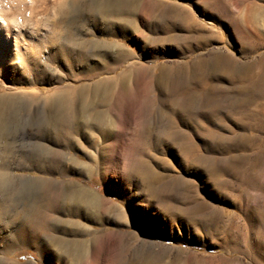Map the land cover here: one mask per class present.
<instances>
[{
  "label": "rangeland",
  "instance_id": "1",
  "mask_svg": "<svg viewBox=\"0 0 264 264\" xmlns=\"http://www.w3.org/2000/svg\"><path fill=\"white\" fill-rule=\"evenodd\" d=\"M0 172V264H264V0H0Z\"/></svg>",
  "mask_w": 264,
  "mask_h": 264
},
{
  "label": "bare ground",
  "instance_id": "2",
  "mask_svg": "<svg viewBox=\"0 0 264 264\" xmlns=\"http://www.w3.org/2000/svg\"><path fill=\"white\" fill-rule=\"evenodd\" d=\"M167 5V4H166ZM159 7V6H158ZM161 8H162V6H161ZM163 9V8H162ZM164 9H166V11H167V13L170 11L171 12V7H165ZM163 9V10H164ZM161 10V9H160ZM183 10H185V9H183ZM184 12V14L186 13V11H183ZM161 13V12H160ZM166 13V12H165ZM166 13V14H167ZM163 14H164V12H163ZM160 15V14H159ZM182 15V14H181ZM180 15V16H181ZM179 16V17H180ZM174 17V16H173ZM176 17V16H175ZM178 17V16H177ZM176 17V18H177ZM178 17V18H179ZM177 18V19H178ZM187 17L185 16V19H186ZM172 38L171 37H163V38H161V40H162V42L164 43L165 41H166V43H167V41L168 40H171ZM159 40H160V38H159ZM172 40H174V39H172ZM174 42H176V41H174ZM162 44V43H161ZM214 60H215V63H216V61L218 62V63H220V64H224V65H226L225 67H227V62H226V59L224 58V59H221L220 57H215L214 58ZM213 60V61H214ZM206 61H207V59H206ZM203 62L204 61H200L199 62V65L201 64H203ZM212 63V62H211ZM210 65V64H209ZM215 65V64H214ZM185 66V65H184ZM184 66H182V67H179L177 70H181V69H185V67ZM210 66H212V65H210ZM222 66V65H221ZM231 66V65H230ZM213 67V66H212ZM164 68V67H163ZM162 68V69H163ZM177 68V67H176ZM139 70V69H138ZM142 70V69H141ZM140 73H141V71H139ZM170 72V71H169ZM169 72H164V73H161V76H159V77H157V80L159 81H167L168 79H169V75H171V72L169 73ZM139 73V74H140ZM183 73V72H182ZM175 74V73H174ZM179 74H180V72H179ZM179 74L177 75V72H176V75L177 76H179ZM139 76V75H138ZM142 77V76H141ZM174 77H176L175 75H174ZM155 78V77H154ZM174 79V78H173ZM186 79V78H185ZM189 79V78H188ZM159 81V82H160ZM183 81H184V79H183ZM189 81V80H188ZM187 82V81H186ZM185 82V83H186ZM157 84H158V82H157ZM156 84V85H157ZM173 84V83H172ZM177 85V84H176ZM175 85V86H176ZM184 85V84H183ZM182 85V86H183ZM187 85V84H186ZM152 86H154V85H152ZM158 86V85H157ZM164 86H165V84H164ZM185 86V85H184ZM188 86V85H187ZM162 87V86H161ZM179 88V87H178ZM181 88V87H180ZM162 89V88H161ZM170 89V88H169ZM167 90V89H166ZM162 91V90H161ZM165 93V92H164ZM163 93V94H164ZM197 93H198V91H197ZM200 93V92H199ZM168 94V93H167ZM191 96L190 97H192L193 98V94H190ZM185 97V96H184ZM196 97V96H195ZM206 97V96H205ZM227 97V96H226ZM225 97V98H226ZM155 98V97H154ZM186 98V97H185ZM189 98V97H188ZM165 99V98H164ZM191 99V98H190ZM189 99V100H190ZM232 99V98H231ZM234 99V98H233ZM148 100V99H147ZM168 100V99H167ZM193 100H194V98H193ZM228 100V99H227ZM229 100H230V98H229ZM235 100V99H234ZM177 101V100H176ZM184 101V100H183ZM197 101V100H196ZM202 101V100H201ZM205 101V100H204ZM213 101H215V100H213ZM140 102V101H139ZM185 102V101H184ZM198 102V101H197ZM203 102V101H202ZM211 103H212V101H210ZM142 103V102H141ZM163 103V102H162ZM194 103V102H193ZM204 103V102H203ZM231 103V102H230ZM232 103H233V101H232ZM154 104V101L152 100L151 102H147L146 104H143V106H142V108L140 109L141 110V113L142 114H150V113H153L152 111H155L156 112V110L157 109H155L152 105ZM168 104V103H167ZM170 104V103H169ZM183 104V103H182ZM182 104H180V105H182ZM199 104H200V102H199ZM179 105V106H180ZM189 105V104H188ZM196 105V104H195ZM167 106V105H166ZM203 106V105H202ZM209 106V105H208ZM139 107H140V105H139ZM158 107V106H157ZM191 107V106H190ZM196 107H197V105H196ZM180 108H182V107H180ZM186 108H188V107H186ZM192 108V107H191ZM203 108V107H202ZM209 108H210V106H209ZM214 108H215V105H214ZM139 109V108H138ZM185 109V108H184ZM197 109V108H196ZM205 109H206V111H207V108L205 107ZM217 109V108H216ZM219 109V108H218ZM192 110V109H191ZM190 110V111H191ZM212 110V109H211ZM215 110V109H214ZM139 111V110H138ZM185 111H187V110H185ZM140 112V111H139ZM198 112V111H197ZM201 112V111H200ZM232 112V111H231ZM140 113H138V115H139ZM157 114H158V110H157ZM156 115V114H155ZM167 115V114H166ZM166 115H164V116H166ZM158 116V115H157ZM155 117V116H154ZM164 118V117H163ZM143 119V118H142ZM154 119V118H153ZM148 121H149V119H148ZM152 121V120H151ZM145 122H146V120H145ZM148 123V122H147ZM153 123V122H152ZM144 124H146V123H144ZM148 126V125H147ZM146 126V127H147ZM141 127V126H140ZM170 131V130H169ZM175 131V130H174ZM176 131H178V130H176ZM170 134H172V133H170ZM175 135H176V133H175ZM174 135V136H175ZM166 136H168V135H166ZM170 136V135H169ZM173 135H171V137H172ZM170 137V138H171ZM164 138V137H163ZM186 139V138H185ZM186 141V140H185ZM196 155H197V153H195ZM199 156V155H198ZM198 157H191V159H197ZM198 162H200V161H198ZM145 165V164H144ZM145 172V171H144ZM137 175V174H136ZM154 175V174H153ZM156 176V175H155ZM154 176V177H155ZM9 177H10V175L9 174H7V172H0V184H3V183H5V182H7L8 181V179H9ZM147 177V176H146ZM157 177V176H156ZM143 178V177H142ZM179 179V178H178ZM156 180H158V179H156ZM175 180V179H174ZM155 181V180H154ZM171 181V180H170ZM150 182V181H149ZM169 182V181H168ZM176 182V181H175ZM155 183V182H154ZM165 183H167V181L165 182ZM178 183V182H177ZM172 184V183H171ZM167 185H169V184H167ZM150 186V185H149ZM162 186V185H161ZM164 186H165V184H164ZM172 186H173V184H172ZM161 188V187H160ZM158 189V188H157ZM170 189V188H169ZM173 189V188H172ZM159 190V189H158ZM162 190V189H161ZM174 190V189H173ZM176 190V189H175ZM160 191V190H159ZM163 191H164V189H163ZM170 192V191H169ZM160 193V192H159ZM165 194V193H164ZM169 194V193H168ZM181 194H179V196H180ZM101 201V200H100ZM170 203V202H169ZM107 208V207H106ZM107 211V213H108V211L109 210H106ZM115 211L117 212L118 210H116L115 209ZM121 215V214H120ZM115 217V216H114ZM41 221H42V218H41V215L40 216H38V218L34 221V222H36L35 223V226H38L40 223H41ZM103 241V240H102ZM105 241V240H104ZM103 241V242H104ZM120 241V240H119ZM115 252H114V254L112 255V257H111V259H110V261H111V263L110 264H130V262L131 261H129L128 262V260L126 259V248H125V246H124V244H123V242H120V244L118 245V246H116L115 245V250H114ZM153 256V255H152ZM108 264V263H107Z\"/></svg>",
  "mask_w": 264,
  "mask_h": 264
}]
</instances>
